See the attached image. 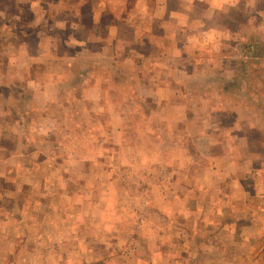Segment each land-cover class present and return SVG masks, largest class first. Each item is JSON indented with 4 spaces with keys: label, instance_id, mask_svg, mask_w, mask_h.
<instances>
[{
    "label": "rangeland",
    "instance_id": "rangeland-1",
    "mask_svg": "<svg viewBox=\"0 0 264 264\" xmlns=\"http://www.w3.org/2000/svg\"><path fill=\"white\" fill-rule=\"evenodd\" d=\"M190 1L197 19L184 28L183 39L202 49L190 59H208L198 65L203 82L189 85L187 92L214 93L218 87L231 91L221 79L229 75V67L237 69L243 54L238 46L246 45L251 55L264 46V0ZM37 5L23 8L27 27L35 29L36 13L54 15L43 21L49 25L48 33L32 38L44 44L41 62L38 58L30 69L22 65L21 51H6L17 63L13 62L11 75L2 78L7 86L0 89L5 111L0 124L14 128L0 132V264H264V176L258 164L245 188L230 181L227 171H221L219 183L212 187L209 182L217 174L200 170L195 183L206 191L188 194L186 185L183 190L174 179L165 178L166 148L181 141V133L173 130L179 123L166 124L169 114L163 102L140 100L132 110L130 94L115 99L112 93L100 101L104 105L96 112L87 102L82 104L83 115L80 109L78 116L71 114L80 106L73 101L67 105L71 92L67 48L52 52L50 45H67L68 35L77 44L85 41L82 34L58 28L62 22L54 20L56 12L66 11L62 3ZM111 7L119 10L116 3ZM15 11V5L5 8L0 2V28L4 15ZM154 31L156 39L164 32L175 33L169 23L164 27L156 23ZM10 39L0 37V47L18 42ZM210 45L219 52L212 55ZM80 60L84 62V57ZM228 60L232 64L227 66ZM71 69L73 87L79 85L76 78L82 69L80 65ZM31 77H39L37 84L30 83ZM205 102L217 101L207 95L189 96L176 101L173 110L188 109L190 121L193 106L206 109ZM117 107L125 114L112 116ZM207 118L212 120L203 111L195 123L203 133ZM255 119L258 122L259 116ZM256 143L253 151L261 154ZM212 188L220 195L208 193Z\"/></svg>",
    "mask_w": 264,
    "mask_h": 264
},
{
    "label": "crops",
    "instance_id": "crops-1",
    "mask_svg": "<svg viewBox=\"0 0 264 264\" xmlns=\"http://www.w3.org/2000/svg\"><path fill=\"white\" fill-rule=\"evenodd\" d=\"M0 2L4 4L5 8L6 5H15L17 9L15 12L4 15L3 19L6 21L0 28V37L3 41L7 38L10 41L11 37H15L18 41L5 43L0 47V89L2 84L7 86L2 83V78L5 75H11V66H14L16 62V58L13 60V55L6 54V51L10 52L12 49L21 51L24 57L23 66L27 65L30 69L37 66L38 58L41 62L43 57L40 54L44 52V44L36 43L32 38L35 36L37 37L35 40H37L39 35L47 34L49 25L46 26L43 21H46V18L54 19L53 13L47 17L42 13L39 15L36 13L35 29L27 27L23 8L29 4H48L49 7V4L60 2L65 6L66 11L56 12L54 21L58 19L62 22L60 27L58 24V28L61 29L63 26L67 27L69 34L70 31H73L75 35L82 34L81 41H85L77 44L68 35L67 45H63V47H60L61 43L50 45L52 52L64 48V46L67 48L65 50L69 55L67 57V68L69 69L67 84L68 89L71 88L67 105L71 106L73 101V104L79 103L80 106L71 114L78 116L76 113L80 109V115H83L85 109L82 108V104L88 103L96 112L97 106L99 109L104 105L100 101L108 100L112 97V93L116 94L115 99H118L119 94L121 98L126 93L130 94L132 99L128 104L132 110L140 100L143 102L156 101V104L163 102L165 111L169 114L165 119L166 124L170 125L172 121L174 124L179 123V126L174 127L173 130L181 133V141L178 140L166 148L165 178L169 181L174 179L176 185H180L183 190L187 186L188 194L191 192L198 195L200 192L206 191L204 187L198 188L195 183L201 173L200 170H211L217 174V177L209 182L212 187L219 183L221 171H227L230 181L243 188H245V181L249 180L250 174L253 172V165L258 164V169L264 176V46L258 48L254 55L250 54V50L248 51L244 44L238 46L242 49L237 47L243 51L242 56L238 57L242 59L237 61V69L231 70L229 67V75L224 79L220 78L231 91L224 90V87L223 89L218 87L214 93L211 91H197L199 94L188 93L187 91H190L191 88L189 85L203 82L202 73L197 72L198 65L208 59L202 56L190 59V56H196L202 52V49L199 45H189L183 39L184 28L197 19L196 9L190 0H1ZM115 3L119 5V8L117 7L119 10H114V7H111ZM86 5L88 6L86 7ZM176 6L177 9H175ZM156 23L163 27L169 23L170 29L173 25L175 33L172 35V33L164 32L156 39L154 31ZM235 36L233 35L234 40ZM31 42L36 46L35 50V46L31 48ZM203 46L208 47V45ZM233 48L235 50V45ZM208 49L211 50L212 55L219 52L215 45H210ZM234 50L231 51V56L228 58L232 57ZM32 51H35L36 55L31 56ZM194 53L195 55H193ZM81 56L84 57V62L80 60ZM231 64V61L228 60L227 66ZM78 65L82 69L81 74L76 78L79 85L72 87L71 78L74 74L71 68ZM195 72L197 74H194ZM119 73L120 75H118ZM20 76L21 73L18 77ZM38 80L39 77H35V79L31 77L30 83L38 82ZM193 90L196 89L193 88ZM205 95L217 102H205L206 109H201L198 105L193 106L194 114L190 121L186 116L188 109L185 113L182 109L180 110L183 115L185 114V117L180 111L173 110L176 101H184V98H189V96L196 98ZM46 96L48 97V93ZM2 107L3 104L1 106L0 102V123L2 114L5 113V111L2 112ZM257 107L258 110H256ZM203 111H206V115H210L212 118V120L207 118L203 122L202 126L207 128L204 129L206 131L204 133L195 125ZM101 114L108 115L107 113ZM111 114L112 116H122L125 113L123 109L118 111L117 107ZM257 116H259L258 122L256 119L253 120V117ZM121 119H114V121L115 123L121 122ZM113 129L115 130V128ZM12 130L14 128L9 124L6 127L0 124V132ZM199 133L202 134L199 135ZM183 135L186 136L184 138H187L186 142L183 141ZM257 136H259L258 139ZM1 138L0 151L3 150ZM255 138L262 149L261 154L253 151V147L257 146ZM257 155L258 158L255 157ZM154 157L155 155L151 158ZM152 160H155L153 166L157 168V158ZM178 160L180 161L178 162ZM177 165L179 167H176ZM183 180L186 181L185 184L182 182ZM218 191H214L212 188L208 193L219 196L220 191ZM232 194L238 193L233 192ZM196 211L199 212L198 209Z\"/></svg>",
    "mask_w": 264,
    "mask_h": 264
}]
</instances>
